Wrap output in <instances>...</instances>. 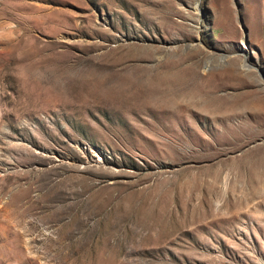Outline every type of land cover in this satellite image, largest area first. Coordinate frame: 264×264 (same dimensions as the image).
<instances>
[{"label": "rangeland", "instance_id": "obj_1", "mask_svg": "<svg viewBox=\"0 0 264 264\" xmlns=\"http://www.w3.org/2000/svg\"><path fill=\"white\" fill-rule=\"evenodd\" d=\"M0 264H264V0H0Z\"/></svg>", "mask_w": 264, "mask_h": 264}, {"label": "bare ground", "instance_id": "obj_2", "mask_svg": "<svg viewBox=\"0 0 264 264\" xmlns=\"http://www.w3.org/2000/svg\"><path fill=\"white\" fill-rule=\"evenodd\" d=\"M250 65H247L246 63H244V67L246 68V69H249L248 67H249ZM250 70V69H249Z\"/></svg>", "mask_w": 264, "mask_h": 264}]
</instances>
